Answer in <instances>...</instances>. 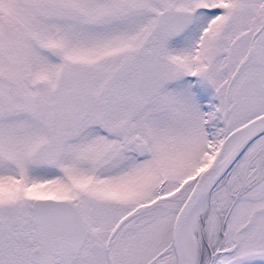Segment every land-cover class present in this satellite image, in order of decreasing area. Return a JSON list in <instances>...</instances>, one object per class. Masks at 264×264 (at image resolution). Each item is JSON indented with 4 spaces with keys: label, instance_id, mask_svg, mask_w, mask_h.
Segmentation results:
<instances>
[{
    "label": "snow or ice",
    "instance_id": "6c2138e0",
    "mask_svg": "<svg viewBox=\"0 0 264 264\" xmlns=\"http://www.w3.org/2000/svg\"><path fill=\"white\" fill-rule=\"evenodd\" d=\"M0 264H264V0H0Z\"/></svg>",
    "mask_w": 264,
    "mask_h": 264
}]
</instances>
